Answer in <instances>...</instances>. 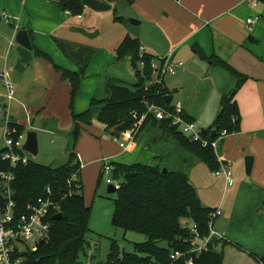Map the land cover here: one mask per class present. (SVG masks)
I'll list each match as a JSON object with an SVG mask.
<instances>
[{"label":"crops","instance_id":"1","mask_svg":"<svg viewBox=\"0 0 264 264\" xmlns=\"http://www.w3.org/2000/svg\"><path fill=\"white\" fill-rule=\"evenodd\" d=\"M56 1L0 0V17L4 13L10 20V24L2 18L0 22V70L5 68L14 85V100L3 114L5 122L12 121L22 126L25 132L42 131L51 135L58 132L69 136L72 114L86 111L90 101L98 99L99 95L107 97L105 85L111 80L110 71L118 63L115 50L126 35L112 36L110 41L97 44L94 40L98 34L95 27L102 15L85 21V12H96L84 11L81 16H74L63 12ZM130 1L138 25L146 23L149 36H142L139 31L134 36L145 54L154 58L172 54L174 60L186 62L176 74L169 76L170 80L164 83V88L167 96L171 97V103L174 95L178 96L187 118L196 123V103L183 100L181 95L184 82L192 75L191 70L196 71L200 67L202 71L199 72L207 75L215 117L220 110L221 98L233 95V102L239 110V130L221 140L218 151L225 164L229 167L236 165L238 173L245 171V157L253 158L249 184L254 199L264 205L261 198L262 195L264 197V0H252V3L244 0ZM247 19L254 22L247 25ZM20 30L27 32L31 50L15 43L14 37ZM57 42L74 48H87L92 52L72 103L71 84L62 79L61 72L55 67L73 73L78 72V67L60 51ZM33 48L48 56L50 61L36 56ZM217 59L245 80L240 82L236 76L218 66ZM100 90H103L101 94ZM4 93L0 80L1 102H4ZM107 136L100 124L84 127L73 152L83 161L84 154L78 144L85 138L94 152L98 148V154L102 152L109 158L123 157L126 160L112 161L114 163L148 165L162 159L161 150L149 151L151 145L166 144L172 140L162 132H156L153 135L155 138L151 139L152 134L148 132L134 138L131 151H124L117 144L119 152L107 153L109 144L102 148V140ZM121 141L125 142L124 139ZM144 150L150 162L139 160ZM82 177L81 168L83 183ZM222 181L225 188L224 178ZM228 230L225 228L220 234L226 238ZM259 257H264V254Z\"/></svg>","mask_w":264,"mask_h":264},{"label":"trees","instance_id":"2","mask_svg":"<svg viewBox=\"0 0 264 264\" xmlns=\"http://www.w3.org/2000/svg\"><path fill=\"white\" fill-rule=\"evenodd\" d=\"M112 0H57L58 7L63 12L74 16H81L84 11L104 12L110 9ZM116 20H121L115 17ZM60 51L76 63L78 72H61L62 79L71 84V103L79 88L80 78L84 75L85 68L91 57L87 48H74L70 45L57 42ZM140 44L136 37L126 35L115 50L118 62L128 60L135 70L136 82L129 88L119 79H111L105 89L107 97L104 99L93 98L88 109L78 115L72 114V128L70 140L72 149L64 163L57 166H44L30 162L26 166L19 165L11 170L9 163L2 161L0 150V172H13L12 199L16 206L17 217L25 213L37 200L44 195V190L50 188L54 201H59L62 219L51 220L52 227L48 237L37 243L34 250L25 249L21 253L15 252L13 257L19 258L21 264H78L79 255L85 252L88 242L86 236L89 232L91 209L85 203L83 196V183L81 180V167L78 157L73 152L82 129L92 126L93 121L100 124L102 131L111 139L121 138L127 131L137 127L138 119L146 110L144 102L166 105L163 98L167 95L164 86H155L150 81L149 62L150 55L139 56ZM34 50V48H33ZM35 55L50 61L49 57L37 50ZM218 60V59H217ZM145 67L140 70V62ZM218 66L236 76L240 82L245 77L233 71L228 65L218 60ZM147 87V90L145 88ZM233 95L223 96L220 101V110L210 129L203 133L216 130V134L226 131L228 135L239 130V110L233 102ZM71 105V104H70ZM150 125L162 132L167 139L175 140L187 153L195 156L199 162L211 171H217L219 164L215 154L209 148H201L198 144L191 143L179 132L172 128L167 121H157L147 117L139 127L136 136L141 130ZM7 138L16 141L25 132V129L16 123H7ZM135 136V137H136ZM113 178L119 183V188L113 200L111 226L121 230L124 234L134 233L142 236L144 242L132 244V252H123L119 255L118 246L111 244L110 252L105 264H186L192 260L193 264H222L223 252L213 248L218 241H213L212 247L198 256L189 253L191 233L183 223L189 222L196 225L200 235L208 234L207 224L209 213L212 209L205 207L197 194L195 187L189 182L185 174L179 171L161 172L157 163L148 165L114 163ZM78 171L75 193L68 197V181L73 173ZM102 178V173L97 181V187ZM74 188V183L71 184ZM5 203L0 194V208ZM160 243L165 244L164 246ZM178 251L184 257L172 262L170 254ZM253 258L257 264H264V257Z\"/></svg>","mask_w":264,"mask_h":264},{"label":"rangeland","instance_id":"3","mask_svg":"<svg viewBox=\"0 0 264 264\" xmlns=\"http://www.w3.org/2000/svg\"><path fill=\"white\" fill-rule=\"evenodd\" d=\"M130 2V0H112L109 3L110 9L107 11L85 12V21L102 15L97 20L95 27L98 34L94 37V40L97 41V44L110 41L112 36L129 35L134 37L137 31L141 32L142 36H149L146 23L142 25L131 23L132 20L139 21L135 17V11L131 7ZM115 17H119L121 20H116ZM174 61L181 62L183 65L186 64L184 61ZM198 69L202 71L200 67ZM199 70H191L192 75H189L184 82L181 95H183V100L190 101L193 104L196 103L197 113L195 114V121L197 126L200 129L207 130L215 117L214 110H212L214 101L211 93L208 92L207 75L203 72L200 73ZM109 79L122 80L129 88H132L136 82L135 70L131 67L128 60L118 62L110 71ZM169 80L170 77L167 76L164 83L167 84ZM102 91H99L100 94ZM101 96L99 95L98 99L106 98ZM178 101V96L174 95L173 103H179ZM2 103L3 101L1 102L0 100V104ZM4 117L3 111L0 110L1 141L5 124ZM92 126L97 127L98 124L93 121ZM148 132L152 134L151 139H154L155 136L153 135L160 131L148 125L138 135ZM36 133L38 155L33 157L28 154L30 161L53 167L64 163L72 149L70 134L67 136L56 132L51 135L42 131H36ZM107 137L102 140V148H105L107 143L109 144L107 153L111 151L119 152L117 143L109 135ZM78 146L84 154L83 161L80 160L84 185L83 196L86 205L91 209L89 232L86 236L88 246H86L83 254L80 253L78 264H105L112 243L118 246V252L121 255L123 252H132V244L144 242L145 239L134 233L124 234L121 230L112 227L110 223L115 193H107L108 185L106 184V176L102 171V161L103 158L109 162H126V160L123 157L112 159L109 158V155L107 156L106 153L103 154L102 152L98 154V148L94 152L92 145L85 138L79 142ZM159 150H161L162 159L157 164L161 169L182 172L195 187L198 197L205 207L213 210L220 208L221 214L215 220L214 229L219 233H222L225 228L226 230L227 228L229 229L226 238L215 248L216 251L223 252L222 264H257L251 255L261 258L259 256L264 254V205L258 204L260 200L254 199L251 192L252 188L249 184V175L245 171L242 173V170L241 173H238L236 165L233 164L230 167L233 185L225 189L222 183V176H216L214 171L199 162L195 156L184 151L175 140L172 139L166 144H152L149 151L158 152ZM146 152L144 150L139 160L149 161L150 158L148 157L147 159L148 154ZM218 154L219 156L221 155L219 151ZM101 173L103 176L97 187V181ZM112 180L114 184L118 183L114 178ZM261 198L262 200L264 199L263 195ZM183 225L186 227L191 226L189 222L183 223ZM32 245L28 242L27 247ZM160 245L164 246L165 244L160 243Z\"/></svg>","mask_w":264,"mask_h":264},{"label":"built area","instance_id":"4","mask_svg":"<svg viewBox=\"0 0 264 264\" xmlns=\"http://www.w3.org/2000/svg\"><path fill=\"white\" fill-rule=\"evenodd\" d=\"M244 1L246 3H252V0ZM1 18L6 24H10V20L4 13L1 14ZM253 22L254 21L252 19L246 20L247 25H250ZM144 54V49L140 47V58H142ZM144 67L145 63L141 61L139 69L142 70ZM182 67L183 64L181 62L174 61L172 54L161 58L152 57L149 62L150 81L155 86H163L165 78L176 74L177 70ZM0 80L5 90L3 95L5 101L0 104V110L5 113L8 109V105L14 100V85L8 78L5 68L0 70ZM145 90H147V87ZM144 103L146 105V110L139 117L137 127L134 130L125 132L121 138L113 139V141L117 143L122 150L131 151L133 149L134 138L139 127L147 117H152L157 121H167L172 128H174L191 143L198 144L204 149H211L215 154L217 163L219 164V169L214 171V174L224 178L226 189L233 185L230 167L221 160L218 154L220 141L228 136L226 131H221L219 134H216L215 138H210L208 132L206 137L201 132V129L198 128L197 124L184 115L183 108L180 103H170L168 104L169 107L166 105L156 104L154 101L151 103ZM7 123L8 122L6 121L4 124L2 141L0 139V150H3L1 159L2 161L8 162L9 168L14 170L19 165H28L31 161L28 157V153L23 150L26 132L21 134L16 141H13L7 138ZM122 138L125 142L121 141ZM80 167L82 168L81 164ZM102 171L106 176V184L113 185L118 190L119 183L114 184L112 180L114 167L107 159H103L102 161ZM77 179L78 171L73 173L68 181V188H70L67 193L68 197L75 193L74 190L78 187L76 182ZM13 180L14 176L12 171L0 172V194L5 200L3 207L0 208V264H21V260L19 258L13 257L14 253H21L25 249L34 250L37 243L44 241L48 237L52 227V217L60 210V202L54 201L51 189L46 188L44 190V195L42 197H38L36 202L25 213H22L17 217V215H15L16 206L12 199ZM72 183H74V188H71ZM220 214V208L214 209L209 213V222L207 224L208 234L205 236L200 235L196 225L190 226L189 230L191 233V239L189 241V253L198 256L201 253L207 252L210 247H212L214 240L220 243L225 239L223 234L218 233L214 229L215 220L220 216ZM28 242L33 245L31 247H27ZM213 248H216V246H213ZM183 257L184 254L178 251H174L170 254V260L172 262ZM186 264H193V261L188 260Z\"/></svg>","mask_w":264,"mask_h":264},{"label":"water","instance_id":"5","mask_svg":"<svg viewBox=\"0 0 264 264\" xmlns=\"http://www.w3.org/2000/svg\"><path fill=\"white\" fill-rule=\"evenodd\" d=\"M0 22H1V17H0ZM132 24L138 25L139 22L132 20ZM14 41L16 44L20 45L24 49L31 50V44H30V39L28 37V34L24 30H20L16 33L14 37ZM163 101L165 104H170L171 103V97L170 96H164ZM202 133H206L207 131L204 129H201ZM209 136L210 138H215L216 136V130H211L209 131ZM23 150L27 152L28 154L32 155L33 157H36L38 155V142H37V133L36 131H27L25 134V141L23 144ZM245 163V172L247 175H250L251 169H252V164H253V158L250 156L245 157L244 159ZM161 172L163 174H166L168 172L167 169H162ZM117 189L113 185H108L107 187V193L113 194L116 193ZM62 219V214L57 213L52 217V220L57 221ZM43 242V241H42Z\"/></svg>","mask_w":264,"mask_h":264}]
</instances>
